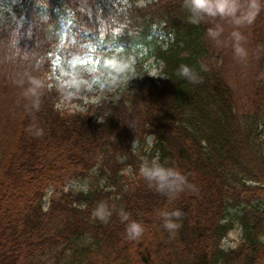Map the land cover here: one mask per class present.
<instances>
[{
  "label": "trees",
  "instance_id": "trees-1",
  "mask_svg": "<svg viewBox=\"0 0 264 264\" xmlns=\"http://www.w3.org/2000/svg\"><path fill=\"white\" fill-rule=\"evenodd\" d=\"M64 1L80 27L135 56L138 85L83 112L60 108L64 90L39 81L51 71L39 0L11 8L28 21L33 55L0 68V264H264V80L239 106L217 65L204 62L208 18L190 23L184 0ZM258 9L253 45L264 53V3ZM161 26L171 42L152 36ZM15 31L0 33L11 65ZM152 58L163 79L150 76ZM181 65L195 82L178 74ZM154 160L183 172L182 190L161 192L145 178ZM97 167L104 186L64 192ZM176 209L170 232L162 213ZM130 221L143 225L136 239ZM237 226L241 241L224 251Z\"/></svg>",
  "mask_w": 264,
  "mask_h": 264
},
{
  "label": "rangeland",
  "instance_id": "rangeland-1",
  "mask_svg": "<svg viewBox=\"0 0 264 264\" xmlns=\"http://www.w3.org/2000/svg\"><path fill=\"white\" fill-rule=\"evenodd\" d=\"M119 1L127 4L135 2L138 6H146L152 2V0ZM12 7H21V0H0V33H5L10 25H15L17 44L16 48L6 55V59L13 60L12 65L5 63L0 50V68L5 65L18 69L28 54H33L29 46L31 35L28 21L17 20ZM35 21L46 27V37L51 45V71L39 81H42L44 86L64 90L66 99L61 100L60 108L83 112L92 104L114 102L116 92L120 88L137 87L135 56L126 58L119 46L103 43L93 37V34L80 29L64 0H40L36 7ZM207 24L208 28L222 29L223 32L218 38L208 34L206 39L208 57L204 62L207 67L217 65L226 78L237 104L247 108L254 86L259 80H264L263 48L261 45L259 48L253 45L252 22L238 28L242 33L240 44L245 49L243 57L237 56L234 52L236 41L231 33L237 30V26L230 19L208 18ZM153 35L166 42L170 41L164 30L155 29ZM150 63L151 75L163 78L160 73L161 65L154 62V59H151ZM14 85L16 84L11 83L10 88L12 89ZM153 143V138L150 137L147 141L148 147ZM142 158L146 165V157ZM125 174L132 176L130 167H127ZM104 184L105 178L100 176V167H97L88 178L69 181L64 192H90ZM240 241L241 230L237 226L223 241L222 249L224 251L235 249Z\"/></svg>",
  "mask_w": 264,
  "mask_h": 264
},
{
  "label": "clouds",
  "instance_id": "clouds-1",
  "mask_svg": "<svg viewBox=\"0 0 264 264\" xmlns=\"http://www.w3.org/2000/svg\"><path fill=\"white\" fill-rule=\"evenodd\" d=\"M259 3H264V0H184L185 7L190 13L188 19L192 24H199L205 18H221L224 20L230 19L237 26V30H234L231 35L236 41L234 52L239 57L245 55V49L240 44L242 33L238 28L254 20L259 11ZM222 32V29L218 30L214 27L208 29V34L214 38H218ZM205 70L207 69L205 68ZM178 74L189 82H195L196 80L191 66L181 65ZM144 175L147 180L155 182L156 189L161 192L165 189L182 190L186 182L183 172L165 167L155 160L150 167L145 169ZM162 215L165 217L163 223L165 229L173 232L179 227L177 220L182 215L179 209L163 212ZM124 219H127V216ZM126 231L130 238L136 239L142 235L144 228L140 222L130 221L127 224Z\"/></svg>",
  "mask_w": 264,
  "mask_h": 264
}]
</instances>
